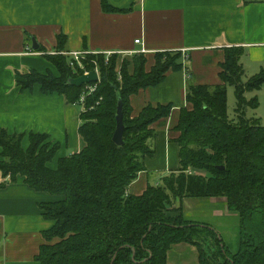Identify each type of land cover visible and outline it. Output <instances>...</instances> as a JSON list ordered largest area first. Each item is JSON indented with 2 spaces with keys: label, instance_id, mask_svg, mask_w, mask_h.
I'll use <instances>...</instances> for the list:
<instances>
[{
  "label": "trees",
  "instance_id": "16d2710c",
  "mask_svg": "<svg viewBox=\"0 0 264 264\" xmlns=\"http://www.w3.org/2000/svg\"><path fill=\"white\" fill-rule=\"evenodd\" d=\"M101 1L104 12H124L108 0ZM65 41V35L59 36L56 54L46 56L58 75L33 69L20 75L18 85L22 90L38 85L45 95H64L70 104H82L79 133L84 149L58 159L57 168L50 169L60 148L48 135L29 134V147L24 149V134L0 131V174L11 181L23 177L31 189L57 198L40 205L44 218L54 225L44 233L46 242L36 261L169 264L172 247L186 243L197 248L200 264H264V122L246 114L259 106L256 96L248 100L246 94L264 86V70L245 81L242 49H226L222 84L187 91L190 106L181 109L176 128L180 168L134 196L129 188L146 170L145 158L154 153L149 146L154 136L151 127L169 118L173 106H147L132 117L130 98L163 83L168 71H180L182 52H157L150 70L146 54L124 58L121 64L118 55L89 54L82 59L84 68L77 64L74 73L73 60L64 53ZM97 67L100 81L70 84ZM229 86L237 99L235 119L228 112ZM119 99L125 124L123 146L113 140ZM46 141L50 144L44 148L41 144ZM185 198L225 200L227 210L239 217L236 253L216 228L184 216L183 205L177 208L175 203ZM174 211L180 214L168 215Z\"/></svg>",
  "mask_w": 264,
  "mask_h": 264
},
{
  "label": "crops",
  "instance_id": "0c3cea01",
  "mask_svg": "<svg viewBox=\"0 0 264 264\" xmlns=\"http://www.w3.org/2000/svg\"><path fill=\"white\" fill-rule=\"evenodd\" d=\"M108 1L124 12H104L101 0H0V131L24 134V149L29 147V134L48 135L60 148L50 169L57 168L58 159L84 149L79 133L83 109L78 110L64 95L43 94L38 85L30 90L18 85L20 75L33 69L58 75L46 56L56 52L59 36H66L64 53L105 57L111 53L119 56V62L144 49L147 70L155 64L157 52L181 51L180 71H168L163 83L130 98L132 117L147 106H173L169 118L151 127L154 136L149 146L154 153L145 158L146 170L129 188V194L140 196L180 168L176 128L181 109L190 106L187 91L222 84L225 50L242 49L245 81L264 70V0ZM33 40L39 50L34 49ZM254 96L259 106L246 114L264 122V86L246 94L248 100ZM56 199L31 189L23 177L11 181L0 174V264H39L36 258L46 242L44 233L54 225L44 218L40 205ZM219 201L213 198L209 203ZM219 213L214 210L215 215ZM191 246L178 244L172 250L192 248V253L196 247Z\"/></svg>",
  "mask_w": 264,
  "mask_h": 264
},
{
  "label": "rangeland",
  "instance_id": "374dc122",
  "mask_svg": "<svg viewBox=\"0 0 264 264\" xmlns=\"http://www.w3.org/2000/svg\"><path fill=\"white\" fill-rule=\"evenodd\" d=\"M56 54V53H54ZM53 54V55H54ZM107 57V56H106ZM188 61V60H187ZM122 60L120 61L121 64ZM98 71V67L95 69V71ZM76 73L75 71H73ZM119 72V70H118ZM91 73V72H89ZM99 77L101 75L99 74ZM229 114L232 119L236 118L235 114V108L237 105V99L235 97V89L232 86H229ZM82 104L77 105V109H83ZM248 111V110H247ZM247 113V112H246ZM248 116V115H247ZM50 144V141H46L42 146L46 148ZM3 161V157L1 158ZM224 199H220V203H209V200L207 199H191V198H185L182 203L179 202V200L175 203L176 207L179 208L183 205V213L184 216L190 220L194 221H202L205 223H208L211 225V227L216 228L218 232L223 236V239L225 240L226 244L230 246L231 251L233 253H236L239 249V242H238V226H239V217L236 216L234 213H230L226 210V202H224ZM214 210L220 211V215H215ZM180 213L178 211L169 212L168 215L170 216H178ZM212 228V229H213ZM210 241H208L209 243ZM192 247V246H191ZM208 251V246H204ZM176 248V247H175ZM174 250V249H173ZM171 251L170 253V264H200L198 261V253L196 248H194V251L191 253L192 248L189 250L183 249L182 251H177L175 249L174 251Z\"/></svg>",
  "mask_w": 264,
  "mask_h": 264
},
{
  "label": "water",
  "instance_id": "95a60500",
  "mask_svg": "<svg viewBox=\"0 0 264 264\" xmlns=\"http://www.w3.org/2000/svg\"><path fill=\"white\" fill-rule=\"evenodd\" d=\"M33 47L35 50H39V48H40L37 45L36 40H33ZM98 81H100L99 74L97 73V71L94 70L91 73H89L88 75H83V76L79 77L78 79H71L70 84L75 86V87H78V86H82V85H90V84L96 83ZM118 103H119L118 113L116 116L117 117V128L115 130V135H114L113 140H114L116 145L123 146L125 124H124V117H123V103H122L121 99H119ZM114 260H115V258L113 259V261Z\"/></svg>",
  "mask_w": 264,
  "mask_h": 264
},
{
  "label": "built area",
  "instance_id": "2783aa9c",
  "mask_svg": "<svg viewBox=\"0 0 264 264\" xmlns=\"http://www.w3.org/2000/svg\"><path fill=\"white\" fill-rule=\"evenodd\" d=\"M135 43L136 44H139L140 43V40H136L135 41ZM147 53V51L146 50H142L141 52H138V51H135V52H132V53H129V54H131V55H135V54H146ZM68 55L71 57V59L73 60L71 63H70V67L76 72V65L77 64H79V66H81V68H84L83 67V64H82V59H85V57H86V55H88V54H86V53H81V52H77V53H68ZM113 54H107L106 56H107V58L108 57H110V56H112ZM187 59H188V57H187ZM97 71V70H96ZM97 73H98V71H97ZM85 75H88L89 74V72H85L84 73ZM94 90V89H93ZM82 100H84V97H82Z\"/></svg>",
  "mask_w": 264,
  "mask_h": 264
}]
</instances>
